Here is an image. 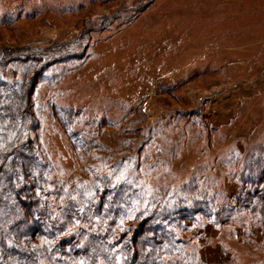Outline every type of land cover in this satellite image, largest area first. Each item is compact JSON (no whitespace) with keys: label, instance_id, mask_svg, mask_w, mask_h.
Here are the masks:
<instances>
[{"label":"rangeland","instance_id":"rangeland-1","mask_svg":"<svg viewBox=\"0 0 264 264\" xmlns=\"http://www.w3.org/2000/svg\"><path fill=\"white\" fill-rule=\"evenodd\" d=\"M12 50L51 64L34 90V137L55 168L77 163L52 102L114 121L108 134L135 123L159 152L145 184L196 171L212 206L253 196L231 216L241 227L191 224L209 238L194 239L196 260L264 264V0H0V54Z\"/></svg>","mask_w":264,"mask_h":264},{"label":"trees","instance_id":"trees-1","mask_svg":"<svg viewBox=\"0 0 264 264\" xmlns=\"http://www.w3.org/2000/svg\"><path fill=\"white\" fill-rule=\"evenodd\" d=\"M16 52L0 54V264H200L194 239L209 238L193 236L191 224L241 227L235 214L249 211L253 196L212 206L210 187L196 171L177 186L145 184L158 164L159 152L148 148L156 141L152 132L136 135V124L128 123L108 134L114 121L52 102L49 115L77 163L60 172L34 137L42 109L34 90L51 64Z\"/></svg>","mask_w":264,"mask_h":264}]
</instances>
